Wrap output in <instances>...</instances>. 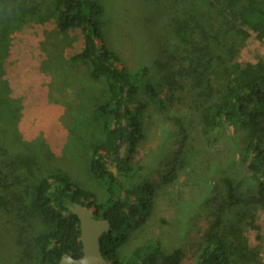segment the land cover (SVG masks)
Listing matches in <instances>:
<instances>
[{
	"label": "trees",
	"instance_id": "1",
	"mask_svg": "<svg viewBox=\"0 0 264 264\" xmlns=\"http://www.w3.org/2000/svg\"><path fill=\"white\" fill-rule=\"evenodd\" d=\"M34 1H0V70L14 54V34L28 24H53L62 35L80 33L82 47L73 59L90 67L93 81L106 82L97 107L105 140L94 146L90 170L106 183L109 199L98 203L93 192L63 169L40 166L18 134L19 121L14 124L5 115L4 104L15 100L5 71L0 73V91L6 96L0 98V240L20 250L19 262L60 264L66 254L81 257V222L72 212L81 204L96 208V219L111 223L101 240L110 264L183 263L184 252H170L163 241L129 259L122 250L130 238L127 231L140 230L149 221L158 196L155 185L138 176L132 165L144 136L145 114L152 103L165 111L162 97L173 103L189 84L202 138L211 142L216 133L225 137L230 129L244 131L247 142L240 148V137H235L236 152L229 160L236 162L239 154L251 170L243 176L248 179L246 189L243 180H224L223 205L198 264H264L260 248H249L242 240L244 228L257 220L254 207L264 204V63L235 62L252 32L264 40V0H140L152 16L143 23L151 56L138 57L143 67L134 71L122 68L118 53L108 46L102 1ZM168 2L178 10L171 33L159 24ZM154 22L166 33L162 48L149 31ZM111 162L119 175L111 170ZM26 181L33 184L25 198L21 188Z\"/></svg>",
	"mask_w": 264,
	"mask_h": 264
},
{
	"label": "rangeland",
	"instance_id": "2",
	"mask_svg": "<svg viewBox=\"0 0 264 264\" xmlns=\"http://www.w3.org/2000/svg\"><path fill=\"white\" fill-rule=\"evenodd\" d=\"M100 1L105 6L103 22L108 46L118 53L123 62L120 66L131 71L143 67L140 61L151 56V44H146L143 34L144 20L152 18L149 9L141 6L140 0ZM172 6L169 2L165 5L159 22L168 33L178 11ZM151 30L154 41L162 48L166 33L159 31L155 22L149 26ZM17 31L14 54L0 70L5 71L15 100V104H4L5 115L14 124L19 121L18 134L39 158L40 166L63 169L93 192L98 203H105L109 199L107 185L92 175L90 163L94 146L105 140L103 118L97 107L106 82L93 81L90 67L73 59L82 47L78 31L62 35L53 24L37 22ZM251 34L235 60L242 66L264 63V40ZM186 86L173 103L162 97L168 106L165 111L152 103L145 114L144 136L132 165L138 176L155 185L158 196L149 221L140 230L127 231L130 238L122 250L125 258L163 241L170 252H184L182 264H198L199 254L216 223V212L223 205L224 180L233 177L243 180L245 189L248 187V179L243 176L250 173V164H242L239 154L236 162L229 160L236 152L235 137H240L239 146L243 148L248 134L230 129L228 136L216 133L211 142L203 139L198 112L192 110V89L189 84ZM0 98H6L3 91ZM110 166L119 175L118 166L113 162ZM19 174L21 180L25 179L22 172ZM32 184L26 181L21 188L25 198L30 195ZM254 208L257 220L244 228L242 240L249 248H260L264 260V204ZM19 254L15 246L0 240L3 264H21Z\"/></svg>",
	"mask_w": 264,
	"mask_h": 264
},
{
	"label": "water",
	"instance_id": "3",
	"mask_svg": "<svg viewBox=\"0 0 264 264\" xmlns=\"http://www.w3.org/2000/svg\"><path fill=\"white\" fill-rule=\"evenodd\" d=\"M72 212L78 216L81 222V241L83 255L75 258L72 255H64L60 264H110L102 252V237L111 229L108 220H99L95 217L96 208L75 204Z\"/></svg>",
	"mask_w": 264,
	"mask_h": 264
},
{
	"label": "flooded vegetation",
	"instance_id": "4",
	"mask_svg": "<svg viewBox=\"0 0 264 264\" xmlns=\"http://www.w3.org/2000/svg\"><path fill=\"white\" fill-rule=\"evenodd\" d=\"M125 148L123 149V154H124Z\"/></svg>",
	"mask_w": 264,
	"mask_h": 264
}]
</instances>
